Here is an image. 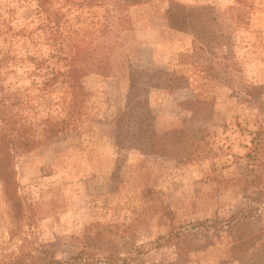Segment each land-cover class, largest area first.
Wrapping results in <instances>:
<instances>
[{"label": "rangeland", "instance_id": "obj_1", "mask_svg": "<svg viewBox=\"0 0 264 264\" xmlns=\"http://www.w3.org/2000/svg\"><path fill=\"white\" fill-rule=\"evenodd\" d=\"M41 3L0 0V84L17 124L40 135V120L65 117L68 89L43 84L80 47L109 69L82 79L81 119L8 160L0 264H116L110 251L264 264V171L245 156L264 115V0Z\"/></svg>", "mask_w": 264, "mask_h": 264}, {"label": "trees", "instance_id": "obj_2", "mask_svg": "<svg viewBox=\"0 0 264 264\" xmlns=\"http://www.w3.org/2000/svg\"><path fill=\"white\" fill-rule=\"evenodd\" d=\"M37 1V7L40 9L42 6L41 0ZM125 1V0H123ZM85 49H77L69 59H65L66 67L64 71L51 72L47 79L44 81L43 90L49 92L60 82L66 86L69 93L68 108L65 111V117L62 119H55L53 117H47L40 120L42 130L40 135L34 133H28V125L24 123L17 124V120L9 111V98L4 88L0 84V179L5 181L7 178V165L8 160L12 158V155L16 152H28L38 144L55 138L58 134L65 131L67 125H69L70 115H77L78 118L83 117L81 106L86 98V91L81 83L82 79L89 74L93 73H105L109 69L108 58L99 57L92 58L86 56ZM108 55V53H107ZM109 56V55H108ZM90 60V63H89ZM98 65H93L95 62ZM60 78V81H59ZM257 88H254V90ZM9 105V106H8ZM254 106L258 111L263 112V103L256 99ZM263 120H258V125L254 131H250L249 135L252 136L250 140V150L246 153V158L249 162V167H252L249 172L259 171V176L264 171V115ZM76 120V126L81 125L78 119ZM257 124V123H256ZM30 128V127H29ZM166 137V135H165ZM7 181V180H6ZM229 228V225H226ZM173 236L170 235L165 242H172ZM179 252V251H178ZM179 254V253H178ZM103 258L109 262H115L116 264H129L127 261L131 259L119 260L116 251H110L107 255H103ZM18 259L9 264H18ZM120 262V263H119ZM131 262V261H130ZM44 264H56L51 260H47Z\"/></svg>", "mask_w": 264, "mask_h": 264}]
</instances>
